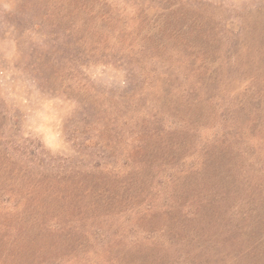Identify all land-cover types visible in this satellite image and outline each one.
<instances>
[{"label":"rangeland","instance_id":"rangeland-1","mask_svg":"<svg viewBox=\"0 0 264 264\" xmlns=\"http://www.w3.org/2000/svg\"><path fill=\"white\" fill-rule=\"evenodd\" d=\"M0 264H264V0H0Z\"/></svg>","mask_w":264,"mask_h":264}]
</instances>
